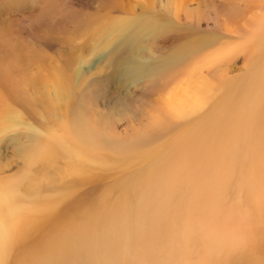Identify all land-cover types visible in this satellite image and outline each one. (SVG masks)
Returning a JSON list of instances; mask_svg holds the SVG:
<instances>
[{
  "label": "rangeland",
  "instance_id": "374dc122",
  "mask_svg": "<svg viewBox=\"0 0 264 264\" xmlns=\"http://www.w3.org/2000/svg\"><path fill=\"white\" fill-rule=\"evenodd\" d=\"M244 2L255 3L246 29L235 35L212 27L214 18L247 14ZM169 27L205 31L213 39L208 49H196L166 73L161 70L166 52L178 39L156 44L143 36ZM139 34L143 38L133 43ZM263 45L264 0H0V81L5 80L6 61L17 56L35 59L25 76L11 75L19 86L11 82L7 86L9 92L26 94L29 103H7L0 88V102L8 105L11 116L10 122L0 124V192L10 183L22 192L34 176L27 163L35 152V182L41 176L47 185L45 195L74 190L66 205L56 206L63 213L59 224L88 216L86 211L95 205L112 206L107 233L99 230L85 240L90 252L63 256L58 264H191L199 240L212 245L225 241L230 247L261 236L264 166L232 169L234 151L240 149L224 148L233 138L237 146L258 141L255 135L251 139L250 110L244 109L238 117L231 109L232 115L223 116L224 130L218 134L205 126L216 124L224 101L243 96L253 69L260 67L257 57L264 55ZM119 51L124 54L118 55ZM133 51L142 65L153 62L159 68L154 75L125 70L122 56ZM219 64L220 69L227 68V83L213 90L219 72L215 77L207 67ZM60 73L70 79L76 98L79 89L87 86L78 111L70 115L59 88L48 77ZM32 74L41 80L34 89L26 79ZM191 93L198 97L194 105L186 99ZM207 94L221 98L211 106ZM208 108L214 117L200 120ZM208 139L213 143L206 153ZM55 149L66 153L56 158ZM45 153L55 161L49 173L42 160ZM222 156L228 160H219ZM232 171L230 178L237 181L233 188L216 183L215 177ZM78 199L80 204L72 207ZM40 233L27 239L11 264H28L47 250L32 245ZM166 235L177 239L169 241ZM56 242L49 249L61 250L64 244Z\"/></svg>",
  "mask_w": 264,
  "mask_h": 264
},
{
  "label": "bare ground",
  "instance_id": "6f19581e",
  "mask_svg": "<svg viewBox=\"0 0 264 264\" xmlns=\"http://www.w3.org/2000/svg\"><path fill=\"white\" fill-rule=\"evenodd\" d=\"M244 4L245 6L248 7L247 12H246L247 14H243L245 15L244 17L242 15V17L240 18L231 17L227 20H217L216 18H214L212 19V22H213L212 27L217 31H220V32L222 31L226 34H235V35H237V33L242 31L243 29H246L247 22L252 18V11L254 9L253 7L255 3L252 2V3L246 4V2H244ZM188 5L190 4L186 5L187 8H188ZM257 6H259V4H257ZM169 32H171L172 34L167 36ZM143 37L149 38L150 40H152L153 43H156L158 40H162V39L163 40H166V39L175 40L176 38L178 39L177 44L175 45V47H173L172 51L169 53L166 52L164 65L161 69L166 73L170 72L173 68H175L177 63L183 61L192 52H195L196 49L198 52L208 49L207 46L209 45V42L211 41L210 39H213V38H209V36L205 33V31L201 32V30H199L195 33V32H191L187 30L186 28H177V27H169L168 29L157 30L156 32H146ZM143 37H142V34H139L136 40L133 41V43H135L136 41H138V39H141ZM254 37H255V40H254V44H255L256 42H258V38H256V36ZM117 54L122 55L124 53H122V51H119ZM117 54L113 56L114 60H117L119 58ZM248 54H251V53H248ZM136 56H137L136 53L134 55V51H133L132 55H129V56L127 55V57L123 55L122 57H124V59L121 57V59H119L118 61L121 62L120 60L123 59L122 63L126 67L125 70L126 71L130 70L135 75H141L145 73V71H149V73H153L152 75H154V72L159 69L155 66V64H152L153 62L148 65H142L140 61L138 60V57ZM263 56L264 55H259L257 57V58H261L260 61H257L260 63V67L258 69H256V67L253 69L252 76L248 78L249 87L244 91L243 96L237 98V101H224V103L218 108V112L216 115L218 116L217 117L218 119L216 121V124H213V125L208 124L205 126L206 131H210V133L216 132L218 134V131L223 132L224 130L223 125L221 123L223 120L222 119L223 116L232 115L230 114L232 112L231 109H236L235 113L238 117L240 116V114H242V111L244 109L248 108L250 110L249 111L250 115L247 116V120L248 119L251 120V128H253L251 139H253V136L255 135L258 138V141L256 142L250 141L247 144L245 143L240 146H237L236 144H234V142L238 141L236 138H233L231 141L226 142V144L224 145L225 149L229 150V149H233L234 147L240 149V151L239 150L234 151L235 153H237V157H234V159L230 163L231 165H233L232 169L243 167L242 169L246 170L250 164L256 169L260 168L259 164L260 165L262 164V166H264V120H263V117H264V57ZM249 57L251 56L249 55ZM252 57L254 56L252 55ZM34 60L35 59H33V57L26 58L23 56H19V57L17 56V58L13 61H6L7 65L3 69V72H5L4 74L5 80L0 81V88L4 90L2 92L4 93V100H6L7 103L9 104L11 103L12 105H15V104L21 105V104H24V103L27 104L30 102L29 98L25 96L26 94L24 95L22 93L16 94L13 92H9L10 90L8 89L7 86L10 82H11V85L15 87L19 86L20 84L18 80L10 79L11 75L15 76L16 74H18V76H25L27 74L25 70L28 69L34 63ZM221 65L222 64H219L217 67L215 66V67H210V68L208 65L207 67L208 71L209 69H213L212 73L215 75V77H216V72L217 71L219 72L217 76L218 80H216L213 84V90L219 89L221 84L223 85L227 83V76H228L227 68L220 69L219 67ZM67 66L68 64L64 67V70H66ZM208 71L207 73L212 75V73H209ZM48 77L52 79L54 83L57 85V87L59 88L60 95L62 96L63 101H64V108L66 111H68L69 115L77 112L78 107L80 105L79 103L80 98L82 96L83 97L86 96L87 86H84L79 89L80 91L78 93V97L76 98V96L74 97L72 95V92L75 89V87L72 85L68 77L63 76L62 74L57 75L55 77L54 76H51V77L48 76ZM26 79H27V86L30 89L36 88L39 82H41V80L39 79L37 80L34 74L27 76ZM46 79L47 77L42 78L43 81ZM257 79H258V82H256L255 84L250 83V81H254ZM225 90L226 88L220 89L221 92H225ZM186 96H187L186 99L190 101L189 105H192V104L194 105L195 101L199 102L197 99L198 97H193L192 93L189 95L186 94ZM219 98L221 97H219L218 95L211 98V95L207 94L205 97V100L208 103L210 100H212L210 105L214 106L217 100H219ZM40 99H42V101L45 102L43 97L42 98L40 97ZM197 107H194V108H197ZM2 108H4V112L3 114L0 113V124H6L10 122V118H11L10 112H9L10 109L8 108V105L4 106V104L0 102V112ZM194 108H189V110H192ZM203 112L204 113L200 116V120L204 118H206V120H210L214 117V115L212 114V110L210 108L204 109ZM224 127L227 128L228 125ZM220 135L221 134H219L218 136L214 138H218ZM207 142L208 143L205 144L203 148V150L206 153L209 151V148L211 149L213 141L211 139H208ZM38 143H40V141H38ZM57 143L58 142H56L55 145H57ZM255 144L258 147H256L254 150L251 149L250 147ZM59 147L61 146H58L57 148L59 149ZM35 150L37 151L36 148ZM250 150H252L251 155L246 153V151H250ZM65 153L66 152L63 151L62 149L60 150L55 149L56 158L60 156L61 154H65ZM36 158L38 159V155L35 154V152H32L31 155L29 156L27 166L33 169L34 176L29 178V180H27L25 185L23 184L24 188L21 193L17 192L18 186L16 187V184H11L9 181L7 183H10V184H8L7 187L1 188V192H0V264H11L12 256H14L15 253H17L26 244V241L27 239H29L30 236H32L34 233L37 234V232L39 231L40 232L42 231V233H40L38 238L35 237V241L32 242V245L35 243V248L36 247L37 248L39 247L47 248L48 247V248L47 250L45 249L44 253L42 252L43 254L41 256H39L36 259L34 258L35 260L29 261L28 264L62 263L63 256H68V255L74 254L75 252L81 253L84 250H87L88 252H90V250H88L90 249V247L86 246L85 240L88 238L97 236L99 230L105 231L111 225L109 222L110 220L109 218L111 217L109 210L112 206H107L106 204L95 205L89 208L86 211L88 213V216H81L77 219H74L67 225L59 224L60 217L62 216L63 213H61V211H58L56 206L66 205V203H68L72 199L74 190L71 189L70 191H60L54 194L45 195L44 193L47 192V189L45 188L46 183L42 181V179L40 178L41 176L39 177L38 181L35 182L36 177L38 175V171L35 172V169H34V165L36 164ZM42 160L44 164L46 165L47 172L51 168H53L52 166L54 165L55 161L52 159L51 156L45 153L42 156ZM219 160L224 162V161H227L228 158H224L222 156L219 158ZM233 171L228 172L227 174H220L221 175L220 177H215V179L218 178L216 180V183L219 186H223L225 184L226 186H231V188H233L232 186H235L236 185L235 182H237L233 178H230L233 175ZM225 181L226 183H224ZM19 183H23V182H19ZM2 186H5V185H2ZM219 186L218 188H216V190L219 189V191H221L220 190L221 187ZM129 196L130 194L126 197L124 196L123 197L126 199ZM255 198L256 197H254V200ZM81 201L82 199H78L76 200V202H73V205L71 206L72 207L78 206V204H80ZM256 201H257V198H256ZM106 233H107V230H106ZM85 236H88V237H85ZM201 236L202 235H200V237ZM166 239L169 241H174L177 238L175 236L169 237L168 235H166ZM56 241H60L62 244H64L62 249L61 250L55 249V248L49 249V246H52L53 242L57 243ZM217 244L212 245L211 243L207 241L199 240L195 244V248L193 250L195 251V255L191 258L192 260L191 264H264V233L259 237L257 236L254 238L252 237L246 238L242 244L237 243L238 245L234 244V246H230V247L226 245L225 241L220 242L218 245ZM210 248L212 250H208ZM224 250L226 251L224 252ZM184 255L185 254H183L181 257L182 262H184V259L186 258V255L185 256Z\"/></svg>",
  "mask_w": 264,
  "mask_h": 264
}]
</instances>
